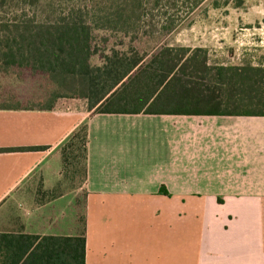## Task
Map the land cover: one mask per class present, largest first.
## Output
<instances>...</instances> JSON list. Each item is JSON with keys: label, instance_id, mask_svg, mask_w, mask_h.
Segmentation results:
<instances>
[{"label": "crops", "instance_id": "crops-1", "mask_svg": "<svg viewBox=\"0 0 264 264\" xmlns=\"http://www.w3.org/2000/svg\"><path fill=\"white\" fill-rule=\"evenodd\" d=\"M22 99L0 96V150H21L0 153V234L85 235L86 264H264V117L12 103ZM84 123L75 187L66 149Z\"/></svg>", "mask_w": 264, "mask_h": 264}, {"label": "trees", "instance_id": "trees-1", "mask_svg": "<svg viewBox=\"0 0 264 264\" xmlns=\"http://www.w3.org/2000/svg\"><path fill=\"white\" fill-rule=\"evenodd\" d=\"M246 0H0V72L27 71L60 100L92 115L264 117V55L213 64L207 48L168 43L204 8L241 10ZM256 52H259L257 50ZM81 145L88 126L68 139ZM21 151L0 150V153ZM86 167L84 164V174ZM79 237L0 234V264H86Z\"/></svg>", "mask_w": 264, "mask_h": 264}, {"label": "rangeland", "instance_id": "rangeland-1", "mask_svg": "<svg viewBox=\"0 0 264 264\" xmlns=\"http://www.w3.org/2000/svg\"><path fill=\"white\" fill-rule=\"evenodd\" d=\"M168 43L189 48L206 45L213 64H239L256 54L262 56L264 0H246L245 7L241 10L229 8L216 11L204 7L172 34ZM54 90V85L45 76H32L27 71L20 70L0 72L1 97L17 95L21 99H33L29 102L22 99L12 103L21 102L24 105L42 107L49 102ZM64 101L66 100H60L55 105L60 106ZM66 150L65 175L72 177L75 187L82 186L85 175L83 148L77 144ZM72 151L75 154L73 156Z\"/></svg>", "mask_w": 264, "mask_h": 264}]
</instances>
